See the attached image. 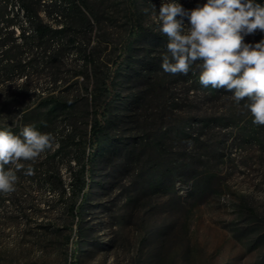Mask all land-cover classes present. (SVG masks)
Returning a JSON list of instances; mask_svg holds the SVG:
<instances>
[{
  "label": "rangeland",
  "instance_id": "374dc122",
  "mask_svg": "<svg viewBox=\"0 0 264 264\" xmlns=\"http://www.w3.org/2000/svg\"><path fill=\"white\" fill-rule=\"evenodd\" d=\"M87 2L99 65L90 80L73 77L80 63L65 67L55 95L72 107L48 124L27 123L54 143L21 161L16 190L0 194V264H264V126L248 102L204 88L195 64L188 75L164 72L166 51L148 43L132 50L110 91V62L131 27L128 0ZM178 2L191 10L207 0ZM161 3L139 0L142 22L159 35L151 5L158 12ZM262 38L257 31L245 42ZM153 58L154 70L143 69ZM8 92H0V130L18 135L23 111L8 106ZM30 93L31 102L44 94ZM97 114L104 133L87 169Z\"/></svg>",
  "mask_w": 264,
  "mask_h": 264
},
{
  "label": "trees",
  "instance_id": "16d2710c",
  "mask_svg": "<svg viewBox=\"0 0 264 264\" xmlns=\"http://www.w3.org/2000/svg\"><path fill=\"white\" fill-rule=\"evenodd\" d=\"M255 2L263 5V0ZM128 10L130 32L122 43L120 54L110 62L113 75L107 80L110 91L114 88L115 74L120 73L127 60L134 56L132 50L137 44L148 43L166 51L167 37L142 22L139 0H128ZM95 18L87 0H0V92L9 91L7 95L12 99L7 104L23 111V124H48L54 113L72 107L55 95L58 82L64 81V75H70L65 67H76L80 63L82 71L75 72L73 77L82 76L86 80H90L92 71H97L100 56L96 55L95 48L98 43L93 46L91 39ZM141 65L143 69L154 70L158 61ZM20 79L23 82L18 84ZM32 80L37 84H31ZM42 80L45 82L38 83ZM31 90L44 94L39 101L31 102L28 100ZM41 110L46 111L45 117L39 114L27 118ZM98 117L97 114L91 124L87 169L100 154L104 124ZM86 185L82 180L79 187L82 199Z\"/></svg>",
  "mask_w": 264,
  "mask_h": 264
},
{
  "label": "clouds",
  "instance_id": "9594fccd",
  "mask_svg": "<svg viewBox=\"0 0 264 264\" xmlns=\"http://www.w3.org/2000/svg\"><path fill=\"white\" fill-rule=\"evenodd\" d=\"M151 10L156 30L167 37L163 71L188 75L195 64L204 88L224 89L237 104L246 100L253 123L264 126V38L254 44L245 42L246 36L264 33V5L255 0H207L188 10L178 0H162L158 12L155 5ZM53 143L51 133L31 124L18 135L0 130V194L16 190V172L24 167L21 161H36ZM32 171L29 167L26 174Z\"/></svg>",
  "mask_w": 264,
  "mask_h": 264
}]
</instances>
